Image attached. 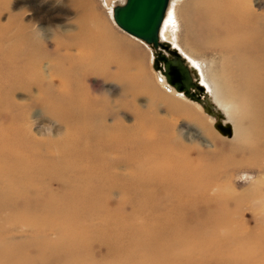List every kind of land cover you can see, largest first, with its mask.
<instances>
[{"label":"rangeland","instance_id":"1","mask_svg":"<svg viewBox=\"0 0 264 264\" xmlns=\"http://www.w3.org/2000/svg\"><path fill=\"white\" fill-rule=\"evenodd\" d=\"M126 1L60 0L58 3V0H0L1 26L18 19L36 35L31 42L41 47V51H28L27 55H19V58L11 53L10 56H15L20 62L14 65L30 61L33 64L31 70L27 65V73H34V76L47 77L52 72L68 80L75 76L92 95L110 101L114 109H118L117 104L124 101L119 116L126 125L135 123L139 111L147 115V119L157 116L166 119L170 125H174L177 139L189 148L185 153L191 162H196L193 165L202 167V173L196 177L220 189L213 186L202 198L205 203L200 200L188 201L185 197L179 200L169 197V200L162 201V195L172 196L177 189H165L159 185L156 182L159 176L153 173L152 165L164 170L163 177L166 179H175V175L179 176L185 170L180 166L173 170L175 167L170 166L163 154L154 153L157 146L153 145L141 156L151 160L152 164L145 166L142 175L153 177V184L146 183L141 176L138 186L133 182L125 187L123 196L129 194L130 199L123 206L119 207L115 201L120 194L114 193L115 202L99 205V211L88 217L91 205L66 202L49 204L44 200L27 207L21 203H5L0 197V226L15 228L16 225L12 223L16 220L31 224L32 227L25 228L28 229L25 233L20 231L21 228H15L13 234L18 241L30 238L32 241L26 243L30 247L36 245L32 233L41 232V249L35 247L28 251L35 264H264V200L260 202L259 197L256 199L259 203L254 199L218 204V194L224 197L232 194L244 199L246 193L264 190V172L253 165L255 163L239 165L249 156V150L242 147L251 148L258 141L250 123L251 110L246 105L230 101L229 104L225 103L229 105V116L215 101L212 84H216V90H219L220 82L229 81L226 74L229 66L227 54L211 43L200 46L187 40L184 8L191 4L193 6L199 0H170L166 17L174 7L176 30H164L167 38L161 37L163 47L159 49L118 27L114 20V9ZM255 1L258 2L256 9L263 10L264 0ZM82 28L93 33L104 30L120 45V53L112 47L105 55L113 57L119 54L122 61L130 64L128 74H140L144 78L133 82L134 96L123 94L124 83L106 80L101 75L90 74L82 78L83 71L77 68L68 74L67 70L72 65L62 58L66 53L78 56L77 61L83 64L94 62L74 49V35H78ZM101 40L102 36H99L89 45L98 47ZM65 46L69 49L66 50ZM24 48L27 46L23 45L21 50ZM171 52H176L190 70L194 82L191 97L178 92L167 82L162 62L157 68L159 56L173 59ZM109 71H116L114 64ZM13 91V101L21 104V109L15 114L24 115V127L38 139L53 138L51 131H56L60 124L50 116V109L38 102L43 97L40 89L33 85L30 90L19 87ZM230 95L228 92L227 96ZM152 104L155 107L153 112ZM169 104L175 106L177 111ZM182 106L189 107L194 113L184 114L180 109ZM108 122L113 123V118L110 117ZM8 125V122L3 123L4 128ZM155 127L146 123L140 130L144 141L162 143ZM167 150L164 145L161 152L167 153ZM129 159H133L132 156ZM124 172L128 173L129 170ZM61 188L54 185L51 190L60 195ZM99 193L103 194V190ZM153 194L156 197L151 198ZM161 212L164 216L158 214ZM11 213L14 217L5 222L6 215ZM0 233L3 235H0V240H3L7 232ZM0 264H4L1 259Z\"/></svg>","mask_w":264,"mask_h":264},{"label":"bare ground","instance_id":"2","mask_svg":"<svg viewBox=\"0 0 264 264\" xmlns=\"http://www.w3.org/2000/svg\"><path fill=\"white\" fill-rule=\"evenodd\" d=\"M257 4L255 0H199L193 6L191 4L184 8V21L188 42L200 46L211 43L227 54L225 56L229 66L226 74L229 83L220 82L219 90H216V84H212L215 101L229 116V105L225 103L229 104L230 101L246 105L251 110L250 123L258 141L251 148L242 147L249 150V156L239 165L255 163L253 165L264 172V9H256ZM171 9L164 19L163 30L161 29V37L164 39L167 38L165 29L171 32L176 30L175 10L174 7ZM16 20L18 19L10 21L6 26L0 24V197L3 202L12 205L21 203L27 207L44 200L49 204L82 203L92 206L88 210V217L99 211V205L117 201L119 207L123 206L130 199L129 194L123 196L125 187L133 182L138 186L141 176L146 183L153 184V177L142 175L145 166L152 164L151 160L141 158L153 145L157 146L154 153L163 154L170 166L175 167L173 170L178 166L185 170L181 175H175V179H166L163 177L165 171L152 165L153 173L159 176L156 178L159 185L165 189H177L172 196L162 195V201L169 200V197L178 200L185 197L188 201L204 202L202 198L206 197L208 191L214 187L220 189L219 186L205 184L196 177L202 173V167L193 165L195 161L191 162L185 153L189 148L177 139L174 125H170L166 119L158 116L147 119V115L139 111L135 123L126 125L119 116L124 101H120L118 109H114L110 101L92 95L75 76L71 80L53 72L47 74V77L34 76L31 71L30 75L27 73V65L30 67L33 64L30 61L14 65L20 64L19 55H27L28 51L33 53L32 50L35 49L41 51L39 44L31 42V38L36 39V35L27 25ZM99 36L103 40L101 45L91 47L89 44L94 43ZM79 39L82 42L78 43ZM23 45L27 48L21 50ZM112 47L121 52L120 45L108 32L99 29L93 33L82 28L78 35H74V49L79 54H86L87 59L94 62L83 64L82 61H77L78 56L66 53L62 58L72 65L67 72L69 74L77 68L83 71L82 78L90 74L101 75L106 80L124 83L121 90L123 94L134 96L136 92L133 91V82L144 78L140 74H128L130 64L122 61L119 54L106 56L108 49ZM64 48L69 49L66 46ZM11 53H15L18 58L14 55L11 57ZM112 64L116 67L114 72L109 71ZM33 85L43 94L38 102L50 109V116L60 124L56 131H51L53 138H36L24 127V115L15 114L21 109V104L13 101V90L19 87L30 90ZM225 90L231 95L224 94ZM169 107L177 111L172 104ZM154 109L152 104V112ZM180 109L186 115L194 113L186 106ZM110 117L113 118V123L108 122ZM5 122L9 125L4 128ZM146 123L150 127L151 124L156 126L155 131L162 138V143L152 144L143 140L140 130ZM164 145L169 150L167 153L161 152ZM131 156L133 159H129ZM199 162L197 163L200 164ZM124 170L129 172L125 173ZM54 185L62 187L60 195L52 192ZM100 190H103V194L99 193ZM114 193L120 194L117 200L113 197ZM263 195L264 190L260 189L246 193L244 199L232 194L227 197L220 194L217 196L218 204L222 205L226 202L254 199L259 203L256 199L260 197V202L263 201ZM154 197L156 196L153 194L151 198ZM167 211L171 212V209ZM164 213L158 214L164 216ZM12 214L6 215L5 222L14 217ZM12 225H16L17 229L21 228L22 233L28 230L25 228L32 227L26 221L17 220ZM1 226L0 231L7 232V236L0 240V259L3 263L35 264L28 251L35 247L41 249V232L32 233L31 237L34 236L37 246L30 247L27 245L29 240L32 241L30 238L18 241L13 235L15 228ZM0 235L3 236L1 233Z\"/></svg>","mask_w":264,"mask_h":264},{"label":"water","instance_id":"3","mask_svg":"<svg viewBox=\"0 0 264 264\" xmlns=\"http://www.w3.org/2000/svg\"><path fill=\"white\" fill-rule=\"evenodd\" d=\"M169 4L170 0H127L124 5L115 7L114 20L127 34L159 49L163 47L160 42L161 29ZM171 53L174 56L172 60L159 56L157 68L162 62L167 82L178 92L191 97L194 82L190 70L176 52Z\"/></svg>","mask_w":264,"mask_h":264},{"label":"clouds","instance_id":"4","mask_svg":"<svg viewBox=\"0 0 264 264\" xmlns=\"http://www.w3.org/2000/svg\"><path fill=\"white\" fill-rule=\"evenodd\" d=\"M60 2V0H58V3Z\"/></svg>","mask_w":264,"mask_h":264},{"label":"flooded vegetation","instance_id":"5","mask_svg":"<svg viewBox=\"0 0 264 264\" xmlns=\"http://www.w3.org/2000/svg\"><path fill=\"white\" fill-rule=\"evenodd\" d=\"M169 60H172V59H169ZM164 65V64H163Z\"/></svg>","mask_w":264,"mask_h":264}]
</instances>
